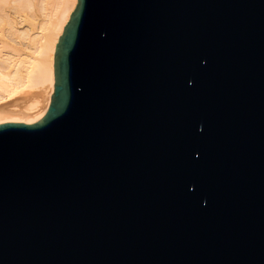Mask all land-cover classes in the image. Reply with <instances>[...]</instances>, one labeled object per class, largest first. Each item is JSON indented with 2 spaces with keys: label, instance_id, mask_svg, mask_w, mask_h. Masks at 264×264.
Returning a JSON list of instances; mask_svg holds the SVG:
<instances>
[{
  "label": "water",
  "instance_id": "water-1",
  "mask_svg": "<svg viewBox=\"0 0 264 264\" xmlns=\"http://www.w3.org/2000/svg\"><path fill=\"white\" fill-rule=\"evenodd\" d=\"M0 264H264V0H78L0 123Z\"/></svg>",
  "mask_w": 264,
  "mask_h": 264
},
{
  "label": "bare ground",
  "instance_id": "bare-ground-1",
  "mask_svg": "<svg viewBox=\"0 0 264 264\" xmlns=\"http://www.w3.org/2000/svg\"><path fill=\"white\" fill-rule=\"evenodd\" d=\"M77 1L0 0V123H34L46 113L54 92L57 42ZM17 4L26 10L39 7L43 16L37 29L34 21L28 23L35 15L9 13Z\"/></svg>",
  "mask_w": 264,
  "mask_h": 264
},
{
  "label": "rangeland",
  "instance_id": "rangeland-1",
  "mask_svg": "<svg viewBox=\"0 0 264 264\" xmlns=\"http://www.w3.org/2000/svg\"><path fill=\"white\" fill-rule=\"evenodd\" d=\"M15 6V5H14ZM21 12V14H22V16L23 17H25V16H27V15H30V14H33V15H35L34 16V18L33 17H31L30 16V21H28V23L29 24H31L33 21V23H32V27H33V25H36V27H35V29H37V27L39 26V23L38 22H40V19L42 18V12L40 11V9H39V7H35L33 10H26V9H23L22 7H21V4H17L15 7H11L10 9H9V13H11L12 15H14L15 14V12ZM1 13L3 14V12L1 11ZM32 21V22H31ZM37 22V23H36ZM41 23V22H40ZM38 24V25H37ZM34 29V30H35Z\"/></svg>",
  "mask_w": 264,
  "mask_h": 264
}]
</instances>
